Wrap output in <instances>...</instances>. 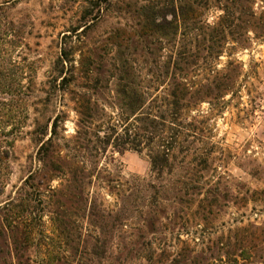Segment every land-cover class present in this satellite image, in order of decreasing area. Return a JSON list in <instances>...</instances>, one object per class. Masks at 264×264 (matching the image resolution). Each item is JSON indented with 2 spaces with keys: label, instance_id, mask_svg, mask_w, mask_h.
Here are the masks:
<instances>
[{
  "label": "trees",
  "instance_id": "trees-1",
  "mask_svg": "<svg viewBox=\"0 0 264 264\" xmlns=\"http://www.w3.org/2000/svg\"><path fill=\"white\" fill-rule=\"evenodd\" d=\"M115 1V9L131 14L136 25L129 31L116 28L108 40L115 49L113 69L109 72L115 77L120 114L117 123L105 130L97 127L94 134L98 142L96 151L100 154L111 148L114 153L122 154L148 150L151 178L149 181L133 180L128 193L121 197L119 207L108 209L103 202L89 196L87 187L92 175H86L85 168L79 167L72 156L61 155L59 142L63 118L57 115L48 125L37 123L32 135L40 146L37 152L40 166L24 181L17 197L0 207V239L9 250L12 264L255 262L257 256L264 253V227H244L235 229L227 237L222 236L216 244V254L199 249L197 233L190 238L191 233L186 229L190 227L192 215L188 213L192 208L196 207L192 213L195 219L198 217L204 222L208 215L222 208L221 200L225 202L229 198L228 193L221 197L218 190L207 188L205 174L212 167L211 159L204 150L194 148L195 140L204 136V128L197 126H202L203 121L190 120L189 111L194 104L212 98L215 92L220 94L216 98L228 95L235 85L228 70L198 87L189 83L188 76L203 54L222 48L228 39L240 45L246 42L249 33L263 37L264 8L257 14L255 0H214L222 5L220 22L212 28L210 35L205 34L200 41L196 40L195 46H180L158 69L167 81V95L158 101L149 99L146 90L153 86L144 85L145 80L133 62L132 57L139 51L135 40H139L141 50L145 51L142 53L148 55L153 43L161 45L163 40L177 42L187 39L209 0ZM78 28L80 25L73 28L74 32ZM2 40L0 38V105H11L20 84L13 73L15 60L11 57V50L6 48L7 44H1ZM10 40L8 38L7 42ZM219 53L221 51H217ZM68 61L69 53L64 47L55 63L56 77H61ZM232 66L230 63L228 69ZM149 73L153 72L149 70ZM63 82L66 83V79ZM100 84L101 81L96 79L89 89ZM86 98L85 95L78 101V114L81 123L91 124L94 105ZM2 113L0 108V174L7 169L11 156L13 141L8 137L16 133L14 129H3L5 115ZM55 180H61L60 188L52 189L49 184ZM43 188H47L45 192L41 191ZM35 203L36 208L41 206L42 210L35 209L32 205ZM166 204L174 209L173 217L168 215ZM44 214H49L46 215L51 224L49 234L43 224ZM170 220L181 223L176 243L160 237L169 231L166 222ZM182 232L188 239H182ZM61 243L70 250L67 257L65 252L62 255L57 251Z\"/></svg>",
  "mask_w": 264,
  "mask_h": 264
},
{
  "label": "rangeland",
  "instance_id": "rangeland-1",
  "mask_svg": "<svg viewBox=\"0 0 264 264\" xmlns=\"http://www.w3.org/2000/svg\"><path fill=\"white\" fill-rule=\"evenodd\" d=\"M115 2L0 0L1 44H7L6 48L11 50V57L15 60L13 73L20 84L13 105H0L5 115L3 129L16 130L8 137L13 141L11 156L7 169L0 174V207L17 197L24 181L40 166L37 160L40 146L32 135L37 123L48 125L57 115L64 120L60 125L61 155L72 156L79 167L85 168L86 175H92L91 184L87 187L91 198H97L108 209H117L133 180H150L148 150L122 154L114 153L111 148L100 154L96 151L98 142L94 134L97 127L105 130L117 123L120 114L115 77L109 72L113 69L115 49L108 40L116 28L129 31L136 25L131 14L115 9ZM263 8L264 3L255 0V12L260 14ZM221 9L218 2L209 0L208 7L203 9L198 24L191 27L187 39L177 42L163 40L161 45L153 43L148 55L147 52L142 53L145 51L141 50L139 40H135L139 51L132 59L145 80L144 85L153 86L146 90L149 99L159 101L166 97L167 81L158 69L180 46H195L196 40L200 41L205 34L210 35L223 16ZM76 25L80 28L74 32ZM214 40L218 42V39ZM245 41L238 45L228 39L222 48L203 54L197 65L189 70V83L195 87L208 84L217 74L227 70L235 83L228 95L216 98L220 94L215 92L202 104H194L188 114L190 120L203 121L202 126H197L204 128V136L195 140L194 148L204 150L211 159L212 167L205 174L207 188L218 190L221 197L229 194L227 201L221 200L222 208L208 215L204 222L193 216L196 207L188 213L193 216L189 229L186 228L191 233L190 238L197 233L195 237L200 238L198 248L209 254H216L218 240L229 236L235 229L264 227V193H261L264 190V36L258 38L249 33ZM64 47L69 53V61L58 78L54 72L55 63ZM217 51L221 53L217 54ZM230 63L233 66L228 69ZM96 79L101 84L89 89ZM85 95L94 105L91 124L81 123L78 114V101ZM60 184L61 180H55L49 185L56 189ZM255 192L259 194L253 195ZM32 205L42 210L41 206L36 208V203ZM167 207L168 215L173 217L174 209L170 204H166ZM46 215L49 214H44L43 224L49 234L51 224ZM166 223L169 231L160 237L176 243L181 223L172 220ZM83 231L86 232V227ZM182 239L186 240L188 236L184 234ZM61 244L63 246L58 245L57 251L62 255L65 252L67 257L70 250L64 246L65 243ZM31 253L35 255L34 251ZM0 264H12L9 250L1 239ZM248 264H264V253Z\"/></svg>",
  "mask_w": 264,
  "mask_h": 264
}]
</instances>
